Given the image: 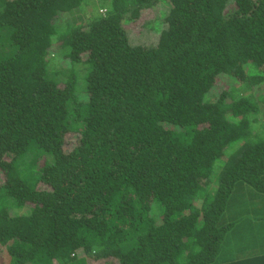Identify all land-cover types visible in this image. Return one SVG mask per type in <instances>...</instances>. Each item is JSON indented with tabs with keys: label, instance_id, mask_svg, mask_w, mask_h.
I'll return each instance as SVG.
<instances>
[{
	"label": "trees",
	"instance_id": "1",
	"mask_svg": "<svg viewBox=\"0 0 264 264\" xmlns=\"http://www.w3.org/2000/svg\"><path fill=\"white\" fill-rule=\"evenodd\" d=\"M0 172V264H264V0H0Z\"/></svg>",
	"mask_w": 264,
	"mask_h": 264
},
{
	"label": "rangeland",
	"instance_id": "2",
	"mask_svg": "<svg viewBox=\"0 0 264 264\" xmlns=\"http://www.w3.org/2000/svg\"><path fill=\"white\" fill-rule=\"evenodd\" d=\"M161 6H162L161 3H158V5L156 6L157 7L156 10H155V16L156 17H159V14H160V11H161L160 10ZM220 82L223 84L222 81H220ZM221 83H219V85H221ZM224 85H225V82H224ZM1 176H2V172H0V178H1ZM252 204H253V202L250 201V205H252ZM19 210H24V209L20 208ZM253 215H255V214H250L249 216L243 215V218L244 217H249L251 220H253L255 222L256 219L252 218ZM237 242H238V235L237 234H231L229 239H228V243H226V247H229V246L234 247ZM226 258H227L226 255L224 257L222 256V259H226ZM88 264H93V262L90 261Z\"/></svg>",
	"mask_w": 264,
	"mask_h": 264
},
{
	"label": "clouds",
	"instance_id": "3",
	"mask_svg": "<svg viewBox=\"0 0 264 264\" xmlns=\"http://www.w3.org/2000/svg\"><path fill=\"white\" fill-rule=\"evenodd\" d=\"M99 11H100V12H103V11H104V8H102V9L99 8Z\"/></svg>",
	"mask_w": 264,
	"mask_h": 264
}]
</instances>
